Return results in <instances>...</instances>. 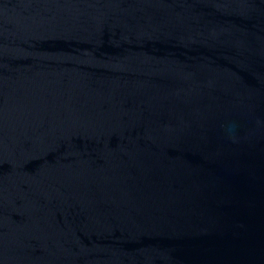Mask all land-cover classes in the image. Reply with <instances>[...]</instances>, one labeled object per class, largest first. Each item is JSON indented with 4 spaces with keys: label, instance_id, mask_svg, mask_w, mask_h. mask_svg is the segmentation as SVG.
Masks as SVG:
<instances>
[{
    "label": "water",
    "instance_id": "obj_1",
    "mask_svg": "<svg viewBox=\"0 0 264 264\" xmlns=\"http://www.w3.org/2000/svg\"><path fill=\"white\" fill-rule=\"evenodd\" d=\"M0 264H264V0H0Z\"/></svg>",
    "mask_w": 264,
    "mask_h": 264
}]
</instances>
